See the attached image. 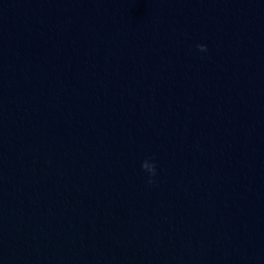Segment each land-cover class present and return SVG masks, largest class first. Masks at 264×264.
Masks as SVG:
<instances>
[{"label":"water","instance_id":"95a60500","mask_svg":"<svg viewBox=\"0 0 264 264\" xmlns=\"http://www.w3.org/2000/svg\"><path fill=\"white\" fill-rule=\"evenodd\" d=\"M0 264H264V0H0Z\"/></svg>","mask_w":264,"mask_h":264},{"label":"clouds","instance_id":"9594fccd","mask_svg":"<svg viewBox=\"0 0 264 264\" xmlns=\"http://www.w3.org/2000/svg\"><path fill=\"white\" fill-rule=\"evenodd\" d=\"M197 47L200 49V51H206L207 50V46L204 45V44H200V45H197ZM142 168L144 170H146L148 173L151 174V176H155L156 174V166L154 163H149L148 160H145L142 164ZM152 181L149 180V183H151Z\"/></svg>","mask_w":264,"mask_h":264}]
</instances>
